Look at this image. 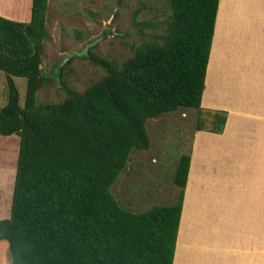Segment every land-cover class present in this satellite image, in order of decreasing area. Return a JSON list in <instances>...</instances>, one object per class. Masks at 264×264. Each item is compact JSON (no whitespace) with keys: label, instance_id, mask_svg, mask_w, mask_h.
I'll return each mask as SVG.
<instances>
[{"label":"trees","instance_id":"16d2710c","mask_svg":"<svg viewBox=\"0 0 264 264\" xmlns=\"http://www.w3.org/2000/svg\"><path fill=\"white\" fill-rule=\"evenodd\" d=\"M217 6L218 0H166L169 14L156 23L140 21L145 6H138L132 24L155 29V36L133 45L121 63L94 47L72 54L60 70L64 98L47 103L38 91L58 84L41 68L51 36L48 0H32L27 23L0 15L7 84L0 135L19 137L10 214L0 219L10 264H173L190 154L177 162L171 205L136 213L111 188L132 150L150 148L148 120L194 108L210 122L199 118L195 130L221 132L225 112L201 107ZM77 58L104 70L83 91L66 80ZM13 77L26 81L23 106Z\"/></svg>","mask_w":264,"mask_h":264},{"label":"crops","instance_id":"0c3cea01","mask_svg":"<svg viewBox=\"0 0 264 264\" xmlns=\"http://www.w3.org/2000/svg\"><path fill=\"white\" fill-rule=\"evenodd\" d=\"M201 107L225 122L194 132L173 264H264V0H218Z\"/></svg>","mask_w":264,"mask_h":264},{"label":"rangeland","instance_id":"374dc122","mask_svg":"<svg viewBox=\"0 0 264 264\" xmlns=\"http://www.w3.org/2000/svg\"><path fill=\"white\" fill-rule=\"evenodd\" d=\"M0 1V8L10 16L9 19H26L22 22H29L31 0ZM165 1L48 0L47 27L51 36L44 42L45 57L41 64L42 70L51 72V68L60 58L72 53L85 55L91 47H94L92 52L98 56L121 63L133 54V45H140L156 34L153 28L134 26L133 11L144 4L145 8L138 19L156 23L169 14V11H165ZM26 8L27 12L24 10ZM21 12L25 13L24 18L18 16ZM219 37L222 50L226 51L227 42L228 50L236 51L239 47L236 38L231 40L223 34ZM220 59L221 57L218 61ZM223 59L224 66L233 63L232 59L229 62L226 58ZM103 74L104 70L99 65L77 58L70 64L66 80L73 89L83 91ZM13 79L20 94V104L23 106L26 81L15 77ZM59 87V84L46 83L38 91L39 102L62 100L65 93ZM218 92L219 90L215 94L217 97ZM6 102V76L0 71V108ZM202 114L194 108H187L148 120L146 130L150 148L147 151H138L136 148L132 150L125 170L111 188L121 206L141 213L153 206H167L174 202L178 194V187L173 183L177 162L183 154H190L198 119H205L206 126H210L209 117L207 119ZM214 140L218 142V139ZM18 146L17 135H0V219L7 218L10 214ZM0 264H10L8 244L5 240H0Z\"/></svg>","mask_w":264,"mask_h":264},{"label":"water","instance_id":"95a60500","mask_svg":"<svg viewBox=\"0 0 264 264\" xmlns=\"http://www.w3.org/2000/svg\"><path fill=\"white\" fill-rule=\"evenodd\" d=\"M75 54V53H72ZM71 54V55H72ZM71 55L66 56L62 59V61H60L51 72H46V71H42V76L47 77V78H53L55 79L58 84L60 85V70L62 65L71 57Z\"/></svg>","mask_w":264,"mask_h":264}]
</instances>
